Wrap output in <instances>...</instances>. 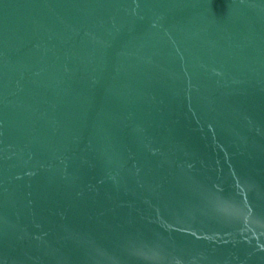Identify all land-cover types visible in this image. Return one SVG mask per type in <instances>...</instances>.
Returning <instances> with one entry per match:
<instances>
[{
	"label": "water",
	"instance_id": "95a60500",
	"mask_svg": "<svg viewBox=\"0 0 264 264\" xmlns=\"http://www.w3.org/2000/svg\"><path fill=\"white\" fill-rule=\"evenodd\" d=\"M0 264H264V0H0Z\"/></svg>",
	"mask_w": 264,
	"mask_h": 264
}]
</instances>
